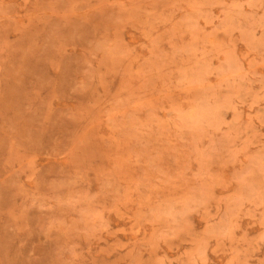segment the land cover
Returning a JSON list of instances; mask_svg holds the SVG:
<instances>
[{
    "label": "rangeland",
    "instance_id": "374dc122",
    "mask_svg": "<svg viewBox=\"0 0 264 264\" xmlns=\"http://www.w3.org/2000/svg\"><path fill=\"white\" fill-rule=\"evenodd\" d=\"M0 264H264V0H0Z\"/></svg>",
    "mask_w": 264,
    "mask_h": 264
}]
</instances>
